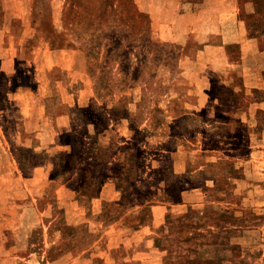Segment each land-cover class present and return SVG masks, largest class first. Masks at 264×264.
<instances>
[{"label":"rangeland","instance_id":"374dc122","mask_svg":"<svg viewBox=\"0 0 264 264\" xmlns=\"http://www.w3.org/2000/svg\"><path fill=\"white\" fill-rule=\"evenodd\" d=\"M1 1L0 35L3 10L34 20L23 55L0 51V264H264V104L211 125L135 0ZM239 18L264 35V0ZM41 36L68 44L57 66Z\"/></svg>","mask_w":264,"mask_h":264},{"label":"crops","instance_id":"0c3cea01","mask_svg":"<svg viewBox=\"0 0 264 264\" xmlns=\"http://www.w3.org/2000/svg\"><path fill=\"white\" fill-rule=\"evenodd\" d=\"M4 1L1 2L4 3ZM149 1L150 3L147 0H135L134 4L138 12L154 18L156 28L153 32L161 40L167 41L161 43L180 46L177 61L182 64L183 69L180 75L171 80L174 90L180 89L178 82L182 80L184 89L189 87L193 90L190 93L198 96L201 110L212 107L216 111V117L211 125L217 127L235 126L240 106H244L246 111H252L253 114L255 110L262 109L264 101L255 102V93L264 91V35L261 34L263 29H259L256 21L239 18V0ZM254 12L253 9L252 13ZM1 13L3 16L1 24L7 27V33L0 35V51L10 55L12 45L14 50L17 45V56L23 55L30 46V40H28L30 36L25 33L27 30L30 32L33 25L31 9L27 17L29 28L18 17L7 15L4 10ZM49 13L51 15L48 29L54 35L59 34L62 29L61 11L54 12L50 7ZM53 14L56 15V24L53 22ZM14 24L18 26L16 37L13 33H9V29ZM41 38L49 49V54L44 55L43 60L49 59L52 65L57 66L68 44L64 45L63 40L59 39L51 38L50 40L43 36ZM150 39L155 42L151 33ZM30 52L28 51V54ZM46 56H48L47 59ZM249 62L253 63L249 64ZM237 67H240V72L235 70ZM175 93L179 94V92ZM151 105L153 106L154 103ZM152 111L159 112L158 109H152ZM202 123L207 124V122ZM37 153L44 154L43 151ZM41 167V163L34 165L31 168L32 172L41 170ZM17 171L23 179H31L24 176L21 167H18ZM8 186H10L9 183H0V191ZM12 186L15 191L18 188L22 190L19 185L12 184ZM12 199L9 194H5L4 198L0 199V205H8L2 201ZM165 203L168 202L165 201ZM13 204L15 205V202ZM165 208L162 205H151V220L160 218L159 212L155 214L153 209L156 211L163 209L160 210L162 214L167 211ZM0 219L4 218L0 217ZM192 219L193 223L197 222L194 221L195 219L201 221V213L199 212L198 216H192Z\"/></svg>","mask_w":264,"mask_h":264},{"label":"trees","instance_id":"16d2710c","mask_svg":"<svg viewBox=\"0 0 264 264\" xmlns=\"http://www.w3.org/2000/svg\"><path fill=\"white\" fill-rule=\"evenodd\" d=\"M194 214H193V212H192V214L190 213V215H189V222H191V219H192V216H193ZM184 219L185 218H187V216L185 217H183ZM188 219V218H187ZM193 220V219H192ZM201 221H199V222H195V223H193V221L191 222V224H193V225H198L199 223H200ZM188 238H185V239H182V241H186Z\"/></svg>","mask_w":264,"mask_h":264}]
</instances>
